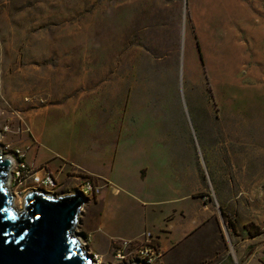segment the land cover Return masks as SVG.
Here are the masks:
<instances>
[{
  "label": "rangeland",
  "instance_id": "rangeland-1",
  "mask_svg": "<svg viewBox=\"0 0 264 264\" xmlns=\"http://www.w3.org/2000/svg\"><path fill=\"white\" fill-rule=\"evenodd\" d=\"M116 69H140L137 95L150 99L153 113L172 117L180 141L201 148L200 193L229 235L264 244V0H0L3 157L37 152L32 127L44 115L70 116L77 104L106 113L78 95L116 79ZM65 175L48 193L13 181L10 167L14 208L24 212L32 191L68 196L86 180L102 190L82 172ZM149 234L154 239L143 236ZM75 235L89 251L80 224ZM143 239L117 243L125 257L134 250L131 264L141 259ZM98 259L130 264L118 254Z\"/></svg>",
  "mask_w": 264,
  "mask_h": 264
},
{
  "label": "crops",
  "instance_id": "crops-1",
  "mask_svg": "<svg viewBox=\"0 0 264 264\" xmlns=\"http://www.w3.org/2000/svg\"><path fill=\"white\" fill-rule=\"evenodd\" d=\"M139 70L116 69V79L80 89V100L104 105L106 113L77 104L70 116L44 115L33 123L37 152L27 163L58 180L68 169L82 172L102 186L79 222L98 258H123L117 243L151 233L161 253L157 264H264V244L233 239L200 193L201 148L180 141L172 117L153 113L150 99L137 95Z\"/></svg>",
  "mask_w": 264,
  "mask_h": 264
},
{
  "label": "water",
  "instance_id": "water-1",
  "mask_svg": "<svg viewBox=\"0 0 264 264\" xmlns=\"http://www.w3.org/2000/svg\"><path fill=\"white\" fill-rule=\"evenodd\" d=\"M10 166L0 151V264H95L75 235L87 199L31 193L18 212L6 182Z\"/></svg>",
  "mask_w": 264,
  "mask_h": 264
},
{
  "label": "built area",
  "instance_id": "built-area-1",
  "mask_svg": "<svg viewBox=\"0 0 264 264\" xmlns=\"http://www.w3.org/2000/svg\"><path fill=\"white\" fill-rule=\"evenodd\" d=\"M10 160H11V176L13 178V181H16L19 185L24 182L26 183L31 182L34 185V187L44 189L48 193L54 192L55 189L58 188L57 178L54 176L52 172L47 170L33 172L31 170V168L29 167L26 161V153L23 150L20 149L16 150L15 157H11ZM31 193L34 192L32 191ZM99 193L100 190L98 187L95 186L93 181L86 180L84 181V183L80 184V190L78 191L77 194H79V196L89 201L94 199ZM45 196L55 197L53 195H45ZM55 198H59V197H55ZM151 240L154 241V239H152V236L150 234L148 238H145L144 236L143 239L144 243L146 244L148 243L140 251V256H141L140 260H142L144 264H154L157 261V257L161 256L159 249L157 248L155 249L153 246L149 245V243H151ZM93 256L95 258V262H97L99 260L98 257L94 254Z\"/></svg>",
  "mask_w": 264,
  "mask_h": 264
},
{
  "label": "flooded vegetation",
  "instance_id": "flooded-vegetation-1",
  "mask_svg": "<svg viewBox=\"0 0 264 264\" xmlns=\"http://www.w3.org/2000/svg\"><path fill=\"white\" fill-rule=\"evenodd\" d=\"M139 245H140L139 246V249L137 250L138 252L140 251V249H142L143 247H145V243H143V245H141V244H139ZM134 247H133V249H134ZM135 249H136V247H135ZM133 254H134V252H133ZM131 257L128 260L125 257H123V259H125V261H127V263L130 262V264H131V262L135 261V256H131ZM135 263L136 264H144V262L142 260H139V259Z\"/></svg>",
  "mask_w": 264,
  "mask_h": 264
},
{
  "label": "trees",
  "instance_id": "trees-1",
  "mask_svg": "<svg viewBox=\"0 0 264 264\" xmlns=\"http://www.w3.org/2000/svg\"><path fill=\"white\" fill-rule=\"evenodd\" d=\"M223 214H224V216L228 219L229 224L232 226V228H233V229L235 230V232H236V226H235L234 222L229 218V216H228V214H227L226 212L223 211ZM259 234H260V233H259ZM256 235H258V234H256Z\"/></svg>",
  "mask_w": 264,
  "mask_h": 264
},
{
  "label": "bare ground",
  "instance_id": "bare-ground-1",
  "mask_svg": "<svg viewBox=\"0 0 264 264\" xmlns=\"http://www.w3.org/2000/svg\"><path fill=\"white\" fill-rule=\"evenodd\" d=\"M238 39L240 38L239 36H236ZM237 39H235L234 41H236ZM247 50V49H246ZM5 159H8V160H10L9 158H5ZM11 161V160H10ZM11 167V166H10ZM74 195H77V196H79V194H72L71 196H74ZM48 197V196H47ZM61 197H67V196H61ZM81 241V240H80ZM83 247V246H82ZM89 253H90V251H88ZM90 254H92V253H90ZM94 260H95V258H94ZM95 263V262H94Z\"/></svg>",
  "mask_w": 264,
  "mask_h": 264
},
{
  "label": "clouds",
  "instance_id": "clouds-1",
  "mask_svg": "<svg viewBox=\"0 0 264 264\" xmlns=\"http://www.w3.org/2000/svg\"><path fill=\"white\" fill-rule=\"evenodd\" d=\"M86 205V204H85Z\"/></svg>",
  "mask_w": 264,
  "mask_h": 264
}]
</instances>
